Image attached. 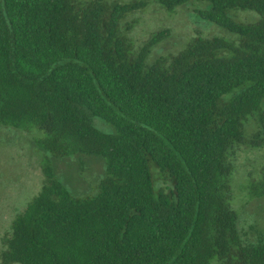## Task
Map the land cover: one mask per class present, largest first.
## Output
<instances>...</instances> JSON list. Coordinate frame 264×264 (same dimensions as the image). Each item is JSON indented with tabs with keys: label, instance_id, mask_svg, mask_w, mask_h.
I'll return each instance as SVG.
<instances>
[{
	"label": "trees",
	"instance_id": "1",
	"mask_svg": "<svg viewBox=\"0 0 264 264\" xmlns=\"http://www.w3.org/2000/svg\"><path fill=\"white\" fill-rule=\"evenodd\" d=\"M197 1L238 45L197 36L148 65L169 31L135 51L125 20L149 0H0V126L39 132L45 154L0 264H264V237L247 242L231 205L237 150L264 147V0ZM77 155L106 161L95 194L56 177L52 159ZM251 193L264 197V172Z\"/></svg>",
	"mask_w": 264,
	"mask_h": 264
},
{
	"label": "rangeland",
	"instance_id": "2",
	"mask_svg": "<svg viewBox=\"0 0 264 264\" xmlns=\"http://www.w3.org/2000/svg\"><path fill=\"white\" fill-rule=\"evenodd\" d=\"M118 1L129 3L134 0ZM210 6L207 1L191 0L168 12L156 0H149L145 10L131 13L125 20L127 23L135 22L128 34L133 49L139 51L162 30H168L169 36L152 48L146 61L148 65L162 57L178 54L197 36L222 38L238 45L237 34L203 18L202 13ZM229 16L240 23H254L259 19L258 13L249 10H233ZM94 124L106 134L114 133L112 126L102 119H95ZM258 129V123L250 119L245 126L246 136ZM39 135L37 131L0 126V253L14 218L26 211L43 186L41 163L45 154L36 145ZM52 163L56 177L74 196L97 193L107 168L103 158L86 155L52 159ZM235 166L231 179V205L239 215V229L244 239L256 243L264 237V197L251 191L264 172V147L240 146Z\"/></svg>",
	"mask_w": 264,
	"mask_h": 264
}]
</instances>
